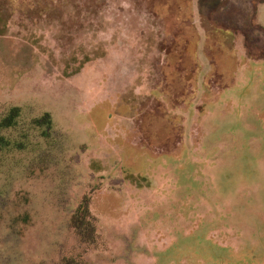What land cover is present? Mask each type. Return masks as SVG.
Listing matches in <instances>:
<instances>
[{
  "label": "rangeland",
  "instance_id": "obj_1",
  "mask_svg": "<svg viewBox=\"0 0 264 264\" xmlns=\"http://www.w3.org/2000/svg\"><path fill=\"white\" fill-rule=\"evenodd\" d=\"M14 108L0 264H264V0H0Z\"/></svg>",
  "mask_w": 264,
  "mask_h": 264
},
{
  "label": "trees",
  "instance_id": "obj_2",
  "mask_svg": "<svg viewBox=\"0 0 264 264\" xmlns=\"http://www.w3.org/2000/svg\"><path fill=\"white\" fill-rule=\"evenodd\" d=\"M19 111H20L19 108H14L13 110H11L9 116L4 118L2 122L0 123V132L2 129L6 130L7 128H10L12 126V123L19 117V114H18ZM45 121L47 125H50L52 123L50 119H46ZM0 141H4V143H0V148H3V147H5V149L9 148L10 141H8V139L5 136L1 135ZM89 211L90 210L88 209V205L83 204L82 207H80L77 210L76 214L74 215V219H75L74 223H76L77 221L81 222V220H84V219L86 220L87 216L90 215ZM63 264H72V263L66 260L64 261Z\"/></svg>",
  "mask_w": 264,
  "mask_h": 264
}]
</instances>
